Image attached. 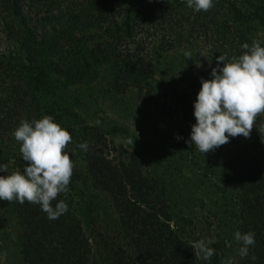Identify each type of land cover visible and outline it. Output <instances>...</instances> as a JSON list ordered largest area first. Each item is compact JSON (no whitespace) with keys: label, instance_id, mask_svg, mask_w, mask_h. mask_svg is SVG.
Returning <instances> with one entry per match:
<instances>
[{"label":"rangeland","instance_id":"374dc122","mask_svg":"<svg viewBox=\"0 0 264 264\" xmlns=\"http://www.w3.org/2000/svg\"><path fill=\"white\" fill-rule=\"evenodd\" d=\"M28 1L30 0L24 3L26 7L20 10V15L25 19L29 37L23 41L11 34L1 37L0 51L5 54L9 74L0 79V97L10 95L15 100L0 103V109H21L20 112L25 114L27 105H31L29 113L34 117L33 120H39L48 114L68 132L70 129L81 133L83 129L86 132L87 129L91 130L86 138L87 151L77 147L83 140L82 135L76 140L73 136L75 134L70 132L72 142L65 151L74 163L67 194L83 227L91 235L92 245L98 247V239L113 231L115 221L107 199L94 191L91 184L87 157L90 153L100 155V150L107 152L110 160L120 159L121 163L134 155L144 161L145 166L167 188L172 203V219L177 225L176 231L192 244L200 239L215 241L208 245L214 249V264L229 260L232 264H255V259H251L249 255L251 250L247 257H240L241 245L234 239V233L243 224L239 218L241 211L232 200L236 190L232 173L222 182H216L213 178L219 174L222 179L228 174L229 163H226L225 158L242 151L246 138L230 137L227 144L204 155L190 142L186 143L190 141L191 126L195 124L193 104L201 87V79L212 78L211 70L217 67L220 55L225 56V63H228L243 54L245 50L241 47L243 44H238L239 37L232 34L235 42L222 53L225 48L222 49L221 43L217 50L209 48V41L204 34L186 32L177 45L159 57L160 65L158 71L150 75L149 87L125 89V92L121 89L116 92L112 87V84L119 82L115 81L118 76L115 58L111 57L105 62L106 55L92 57V45H100L101 40L97 38L92 43L86 41L97 31L93 27L97 22L94 11L91 15L84 13L79 17L69 16L57 20L58 2L77 4L78 0H31V5ZM227 1L213 0L212 12L227 14L230 19L232 12L226 6ZM245 1L256 8L250 11L253 21L249 26L250 33L245 35L252 34L255 38L252 42L259 41L264 47V0ZM183 6L190 15L197 13L186 5ZM120 9L121 6H118L117 11ZM71 12L76 13L77 10ZM102 13L99 15L105 20L104 25L113 21L111 16L116 17L114 14ZM234 17L239 21L235 14ZM73 26L76 29H72ZM52 27H55V31L63 27L64 30L61 34H56ZM73 38L80 42L79 51L63 55L62 44L70 45ZM53 39L57 40L52 41ZM247 39L249 41L250 37L247 36ZM37 42L48 44L49 49H42ZM144 49L146 50L145 46ZM27 50H30L29 54L26 53ZM185 52L191 53V59L185 57ZM142 58L145 63L149 57ZM21 65L38 71V88L32 87L30 78L24 75L28 73L33 77L34 74L29 70L21 73ZM79 71L83 73V80L76 81ZM42 77L45 80H41ZM42 89L48 91L44 109L39 100ZM30 95L35 102H28ZM58 114L60 117L54 118ZM72 115L76 117V123ZM4 116L0 112V119ZM21 121L3 119L2 125L0 124V164L8 166V172H0V176L11 174L15 162L25 164L19 152L20 145L13 137V132ZM257 124L255 122L254 128ZM129 140L133 141V145ZM232 171L237 170L235 168ZM0 264H23L19 254L17 218L12 202L6 201H0Z\"/></svg>","mask_w":264,"mask_h":264},{"label":"trees","instance_id":"16d2710c","mask_svg":"<svg viewBox=\"0 0 264 264\" xmlns=\"http://www.w3.org/2000/svg\"><path fill=\"white\" fill-rule=\"evenodd\" d=\"M25 2L22 0L20 4V0H0V43L4 34H11L20 41L29 37L25 19L20 15V10L26 7ZM28 3L31 5V0ZM183 5L187 6L186 0H78L77 4L58 2L56 11L59 13L57 20L79 17L84 13L91 15L94 11L97 22L93 27L97 31L86 41L92 43L99 38L101 44H93L90 55L94 58L106 55L105 62L111 57L115 58L118 74L115 81L119 82L112 84V87L116 92L121 89L125 92V89L149 87L150 75L155 74L160 65L159 57L177 45L186 32L204 34L209 48L217 50L221 43L222 49L225 48L222 53L235 42L232 34L239 37V45L247 43L251 46L252 39L255 40L252 34H248V41L245 34L250 33L249 26L253 21L250 11L256 8L245 0L226 2L228 10L232 12L230 19L227 14H214L211 9L190 15ZM118 6H121L119 11ZM73 10L77 12L72 13ZM100 13L114 14L116 17L111 16L113 21L104 25L105 20ZM234 14L239 21H236ZM43 23L40 24L41 28ZM54 29L52 27L53 32L61 34L64 27L58 31ZM72 29H76V26ZM77 41L73 38L70 45L62 44L61 53L68 55L79 51L80 42ZM38 45L42 49H49L48 44ZM29 51L26 53L29 54ZM213 53L220 55L219 52ZM145 56L149 58L144 63L142 57ZM8 70L5 54L0 51V79L9 74ZM19 70L21 73L31 71L33 77L28 73L24 75L30 78L32 87H39L38 71L23 65ZM75 78L76 81L83 80V73L79 71ZM41 80L45 79L42 77ZM47 92V89H42L39 94L43 109ZM10 99L15 100L10 95L0 97V103ZM28 100L29 103L35 102L31 95ZM29 108L31 105H27L25 114L20 112L21 109H0L5 115L1 117L0 124L3 119L31 123L34 117L29 113ZM57 117L60 115L54 118ZM72 119L75 122L76 117L72 115ZM256 122L258 126L244 141L245 148L225 158L229 163L228 174L222 179L219 174L213 178L216 182H222L232 173L236 187L232 200L241 211L239 218L243 224L237 231L255 234V244L249 248V255L251 259L255 257V264H264V114L258 116ZM87 130L83 129L81 133L70 129L69 132L75 134L76 140L82 135L81 144L87 141L90 129ZM99 152L98 156L90 153L87 164L93 190L107 199L115 216L113 231L104 234L100 240L97 238L98 247L93 246L91 235L83 227L67 193H61L52 202L53 207L60 201L67 204V211L55 220L48 219L39 205L13 201L23 264H214L213 256L208 261L197 258L191 248L192 243L176 231L167 188L145 166L144 161L134 155L121 163L120 159L110 160L107 152ZM25 166L15 162L13 168L23 174ZM235 168L237 171H232Z\"/></svg>","mask_w":264,"mask_h":264},{"label":"clouds","instance_id":"9594fccd","mask_svg":"<svg viewBox=\"0 0 264 264\" xmlns=\"http://www.w3.org/2000/svg\"><path fill=\"white\" fill-rule=\"evenodd\" d=\"M187 7L195 12H208L213 0H186ZM245 51L231 62L220 55L217 67L211 70V79H201V87L193 104L195 124L191 126L190 141H186L203 155L229 142V138H248L258 116L264 114V47L259 41L241 46ZM191 59V53L185 52ZM222 64V67L219 65ZM13 137L20 145L19 152L25 162L23 174L13 171L0 176V201L39 205L48 219L55 220L67 211V204L52 202L61 193H67L74 163L65 151L72 142L70 133L44 116L31 123L21 121ZM180 139V137H176ZM133 145V141L129 140ZM87 151V142L77 145ZM0 172L7 173L8 166L0 164ZM234 239L241 247V258L255 244V234L237 231ZM212 239H200L191 246L197 258L208 261L214 249L208 245ZM255 259V257H253ZM232 264V261L222 262Z\"/></svg>","mask_w":264,"mask_h":264}]
</instances>
